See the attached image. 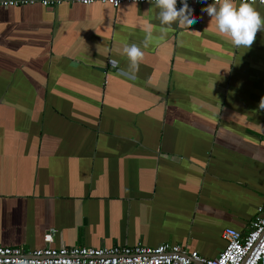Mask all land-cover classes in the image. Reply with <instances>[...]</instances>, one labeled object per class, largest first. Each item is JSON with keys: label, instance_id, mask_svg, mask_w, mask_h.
I'll return each instance as SVG.
<instances>
[{"label": "crops", "instance_id": "obj_1", "mask_svg": "<svg viewBox=\"0 0 264 264\" xmlns=\"http://www.w3.org/2000/svg\"><path fill=\"white\" fill-rule=\"evenodd\" d=\"M188 4L197 22L164 37L153 3L0 7L1 246L32 251L52 231L53 247L213 258L226 228L249 231L264 203V30L236 47L208 4Z\"/></svg>", "mask_w": 264, "mask_h": 264}, {"label": "built area", "instance_id": "obj_2", "mask_svg": "<svg viewBox=\"0 0 264 264\" xmlns=\"http://www.w3.org/2000/svg\"><path fill=\"white\" fill-rule=\"evenodd\" d=\"M40 2L56 7L64 2L90 5L95 2L119 7L124 3H152V0H0V7H18ZM214 0H187V3L203 5ZM255 3H261L256 0ZM177 0V6H181ZM223 237L226 247L215 257L203 256L198 251H187L180 244L161 243L157 246H113L94 248L88 246L53 247L54 233L45 236L47 246L25 252L14 246L0 245V264H264V203L248 232L226 228Z\"/></svg>", "mask_w": 264, "mask_h": 264}, {"label": "clouds", "instance_id": "obj_3", "mask_svg": "<svg viewBox=\"0 0 264 264\" xmlns=\"http://www.w3.org/2000/svg\"><path fill=\"white\" fill-rule=\"evenodd\" d=\"M256 0H214L202 9L210 17L218 32L231 38L236 47L251 48L255 42L257 33L264 30V16L254 7ZM264 3V0H260ZM118 4V0H114ZM153 5L159 10L157 19L161 24L160 36L167 35V28L179 23L190 28L196 23L187 0H181L182 7L177 8V0H152ZM153 39V30L145 29L143 47H149ZM129 61V72L134 75L139 71L140 63L144 59V51L141 47L132 44L124 48ZM259 107L264 109V97L259 102Z\"/></svg>", "mask_w": 264, "mask_h": 264}]
</instances>
